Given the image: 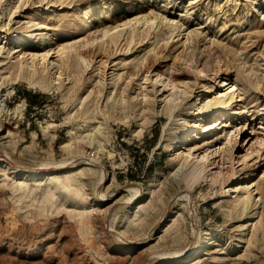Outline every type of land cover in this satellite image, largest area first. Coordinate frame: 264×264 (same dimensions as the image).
I'll return each mask as SVG.
<instances>
[{"label": "rangeland", "instance_id": "1", "mask_svg": "<svg viewBox=\"0 0 264 264\" xmlns=\"http://www.w3.org/2000/svg\"><path fill=\"white\" fill-rule=\"evenodd\" d=\"M62 1L0 0V264H173L203 240L187 264H264V0ZM132 18L138 40L129 23L106 45L102 33ZM45 31L84 58L54 53L63 75L42 81L29 56ZM157 71L193 89L171 112L151 101ZM224 81L239 100L198 110ZM188 141L213 168L177 157L171 144ZM251 178L254 199L238 203L231 187Z\"/></svg>", "mask_w": 264, "mask_h": 264}, {"label": "bare ground", "instance_id": "2", "mask_svg": "<svg viewBox=\"0 0 264 264\" xmlns=\"http://www.w3.org/2000/svg\"><path fill=\"white\" fill-rule=\"evenodd\" d=\"M47 2H48V0H47ZM49 3V2H48ZM47 3V4H48ZM50 3H51V1H50ZM64 4L65 3V0L64 1H62L60 4ZM68 4V3H67ZM65 6V5H64ZM142 19H144L145 20V18H142ZM141 19V20H142ZM140 21V19H138V18H132V19H129V21L127 20L126 22L125 21H123V23L122 24H119V25H121L120 26V28H117V29H115V30H113V31H109V30H105L103 33H102V36H101V38H105V36H106V38H108L109 37V39H110V41H108L107 39L105 40V39H103L104 41H106V45L108 44L109 45V43L110 44H113L114 46H116L118 43V40H119V38L121 37V36H123V34L122 33H124V32H122L123 30H125V28L128 26V24H129V27H127V28H129L130 29V32H131V38L133 39V38H135V36H137V33L139 32V30L141 29L140 28V26H141V24H139L138 26H137V24H138V22ZM143 21V20H142ZM153 20H149L148 19V21H144V23L145 22H147L148 23V25L152 22ZM132 22V23H131ZM154 22V21H153ZM153 22L151 23V24H153ZM137 23V24H136ZM147 23H145V24H147ZM150 24V25H151ZM134 25V26H133ZM147 25V26H148ZM149 25V26H150ZM42 25L41 24H38L37 25V30H40ZM43 27V26H42ZM117 27H119V26H117ZM128 30V29H127ZM145 29H143L142 31H144ZM128 33V32H127ZM143 33V32H142ZM139 34V33H138ZM127 36H128V34H127ZM123 37H125V36H123ZM138 37V36H137ZM96 38H98V37H96ZM127 38V37H126ZM139 38H140V36H139ZM124 39V38H123ZM137 38H135V41H137L136 40ZM131 41L132 40H130V43H129V45L131 44ZM122 42V41H121ZM120 42V43H121ZM129 41H127V43H128ZM33 43H35L34 45H38V48L35 50V52H33V53H31V52H29V54H30V56H29V58L31 59V65H30V71L32 72V75H36V73H37V71H36V60H37V62L38 63H40L41 65L40 66H42V69H41V74L38 76V78L40 79V80H42V81H45L46 79H47V77H49L50 76V74H52V72L53 73H56L57 74V77L59 78V77H61L62 75H63V72H62V66L61 65H57L58 63H56L57 61L56 60H54V58H52V56L54 55V53H57V56H60L61 57V59H65L66 58V60H68V58H69V53H70V50L73 48L74 49V51H77L78 52V54H79V56H81V57H83V53H84V51L81 49H79V48H75V46H76V44L74 45L72 42H67V44H65V45H63V44H59V45H57V46H55V47H52V45H51V34L49 33V32H47V31H45V32H41V33H37L36 34V36H35V39H33ZM50 43V44H49ZM102 43V42H101ZM105 43V42H104ZM103 43V44H104ZM123 46H125V43H123ZM110 47V46H109ZM33 48H34V46H33ZM35 49V48H34ZM109 49V48H108ZM39 50H41V51H39ZM65 50V51H64ZM111 50V49H110ZM112 51H113V49H112ZM108 52V51H107ZM24 54V53H23ZM22 54V55H23ZM28 55V54H27ZM19 56V55H18ZM162 56H164L161 52H157V56H156V59L157 60H159ZM23 56H20V57H17V61H18V64H19V67H23V65L24 64H27L28 62H26V61H24L23 60V58H22ZM84 58V57H83ZM152 57H150V59H151ZM161 60V59H160ZM159 60V61H160ZM104 61H106V60H104ZM161 62V61H160ZM151 65V64H150ZM149 71H151V70H149ZM149 71H146L145 69H144V72H147V73H145V75H144V79H149L150 77H148L149 75H148V72ZM125 73H127V76H132L133 74H134V72L132 71V70H126V72ZM55 74V75H56ZM177 78H175V77H171V76H165L163 73H161V72H156L155 73V78H154V81H153V83H151V87H152V94H153V96H152V98L151 97H149L148 99H147V97H146V95L144 96L145 97V99H144V101L147 103V104H143V106L142 107H145L144 109H147L146 108V106H148V104H150L151 103V101H152V103L154 104L155 102H156V99L158 100V98L160 97H163L164 98V100H165V105H166V109L167 110H170L169 109V106L171 105L172 107L173 106H177L178 105V102H180V101H183L184 99H186V97L187 96H189L188 95V93H192V87L189 85V83H186L185 81H184V83L182 82L181 83V80L179 81V82H177V80H176ZM179 80V79H178ZM235 84V83H234ZM234 84H229V83H226L225 81L221 84V87L222 88H224V89H222L221 88V90L218 92V93H216L212 98H210V101L209 102H206V103H208L207 104V106L203 109H198V110H202V111H211L213 114L215 113H219L220 111H223V114H224V110L227 108V107H229V106H231L232 105V103L234 102V101H237V100H239L237 97L239 96V94L238 93H236L235 94V92L237 91V89L238 88H236V86H234ZM205 88L208 90V89H210L211 87H209V85H206L205 86ZM171 90V92L169 93V95H166V92L167 91H170ZM151 94V93H150ZM176 94H179V98H181L182 100H180L178 97H176L175 95ZM182 95H184L183 97H182ZM150 96V95H149ZM178 96V95H177ZM190 97V96H189ZM188 97V98H189ZM150 98L152 99L151 101H150ZM162 98V99H163ZM179 99V101L177 102L176 100H178ZM237 99V100H236ZM143 101V102H144ZM159 101H162V100H160L159 99ZM177 102V103H176ZM141 103V102H140ZM180 103H182V102H180ZM180 105V104H179ZM178 105V106H179ZM171 106H170V108H171ZM204 107V106H203ZM173 111V110H172ZM170 112H171V110H170ZM170 114V113H169ZM221 115V114H220ZM220 115L218 116V119H220ZM1 123V122H0ZM220 123H218V125H219ZM1 126V125H0ZM1 128V127H0ZM221 130H222V128L220 129V132H221ZM220 132H218V133H216L215 134V137L216 138H218V137H220L219 135H220ZM237 137V136H236ZM236 140H237V138H236ZM209 141L207 140V141H205V143L203 142V144L204 145H206L207 143H208ZM231 142V141H230ZM236 143V142H235ZM224 145V144H223ZM230 145V144H229ZM237 145V144H236ZM231 147V146H230ZM201 148H203V146L202 147H200V146H197V145H194L193 147L192 146H190V143H189V141L187 142V144L185 145V146H183V145H181L179 142L178 143H173V144H171V149H173V151H174V153L175 152H177L178 153V158L180 159V160H183V162L184 163H192L193 164V166L195 165V167L196 166H198V164H200L199 166L200 167H202V166H204L203 167V169H204V171L207 169H211V168H213V167H211V168H209V166H211L213 163H214V161H212V160H210V159H208V158H210L209 156H205L204 154L202 155V157H201V160H196L195 159V157H194V153L195 152H198ZM227 147H225V146H222V145H219L218 146V155L217 156H215V157H219V156H221V158H219V159H221V160H223V162H224V159H225V157L226 156H224V153L226 154V149ZM1 150V149H0ZM231 150V149H230ZM229 150V151H230ZM3 151V150H2ZM1 153V152H0ZM3 153V152H2ZM5 153V152H4ZM3 153V154H4ZM215 153V152H214ZM2 154V155H3ZM7 154V153H6ZM6 154L4 155L5 157H6ZM217 154V153H216ZM230 154L232 155V153H231V151H230ZM3 156V157H4ZM227 156H228V153H227ZM8 157V156H7ZM229 157V156H228ZM8 159V158H7ZM6 159V160H7ZM83 160V159H82ZM81 160V161H82ZM84 161V160H83ZM212 161V162H211ZM220 161V160H219ZM227 161V160H226ZM216 162V161H215ZM85 163V162H84ZM9 164V163H8ZM57 165V164H56ZM42 166V165H41ZM40 166V167H41ZM50 166V165H49ZM53 166V165H52ZM10 167H11V165H10ZM43 168L44 167H47V166H42ZM215 167V166H214ZM49 168V167H48ZM8 169V168H7ZM13 169H15V168H13ZM17 169V168H16ZM46 169V168H45ZM202 169V170H203ZM47 170V169H46ZM49 170V169H48ZM11 171V170H10ZM11 172H16V170H12ZM35 172V171H34ZM51 171L49 170V171H47V172H44V171H38V172H35V173H30V174H28V175H26L25 176V178H28V177H35V176H38V175H40V174H42V173H50ZM103 172V171H102ZM101 172V173H102ZM19 174V173H18ZM24 175V174H23ZM102 176H101V178L99 179L100 180V182H99V180H98V182H99V184L101 183V181L102 180H105V174H101ZM252 175V173L251 172H249L248 174H247V176H251ZM35 179V178H34ZM253 179L254 178H251L249 181H247V184H245V185H243V187H239L237 184L236 185H234L233 187H231V193H234V192H238V194L236 195V201H238V203H245L246 201L247 202H250L251 201V198L252 199H254V197H255V195H256V193L257 192H254V190H256L257 189V186H256V182L254 183L253 182ZM103 183V182H102ZM98 187H99V185H97ZM131 186V185H130ZM132 187V186H131ZM191 187V186H190ZM127 189H129L128 187H127ZM132 189H136V187L134 188V187H132ZM138 189V188H137ZM230 190V188L227 190V191H229ZM114 191H116V190H114ZM129 191H133V190H129ZM137 191V190H136ZM138 191H139V189H138ZM186 191V190H185ZM242 191V192H241ZM107 192V191H106ZM109 192V191H108ZM135 192V191H134ZM140 192V191H139ZM177 192H179V191H177ZM240 192L241 193H244L245 195H242L241 196V194H240ZM109 193H111V192H109ZM183 193V192H182ZM187 193V192H186ZM99 194V193H98ZM104 195H105V193H103ZM189 194V193H188ZM188 194H187V196H188ZM240 194V195H239ZM103 195V196H104ZM107 195V194H106ZM134 195H138L139 196V194H134ZM183 195V194H182ZM182 195H181V197H182ZM132 196V195H131ZM138 196H136V197H138ZM187 196H185V197H187ZM99 196H97V198H98ZM102 197V196H101ZM183 197H184V195H183ZM134 198V197H133ZM188 198V197H187ZM104 199H105V197H104ZM110 199V198H109ZM136 199V198H135ZM182 199V198H181ZM259 199V198H258ZM97 200V199H96ZM99 200H101L100 198H99ZM106 200V199H105ZM131 200H132V198H131ZM131 200H129L130 202H131ZM177 200V199H176ZM175 200V201H176ZM189 200V199H188ZM235 200V199H234ZM98 201V200H97ZM102 201H103V198H102ZM190 201V200H189ZM135 202V201H134ZM105 203V202H104ZM171 203V202H170ZM188 204H189V202H188ZM245 205V204H244ZM172 208V207H171ZM191 207H189V209H190ZM167 210L168 209H166V210H164V212L162 213L163 214V217H164V219H166V217H165V213L167 212ZM191 211V210H190ZM170 212H172V210L170 211ZM171 214V213H170ZM188 214H189V212H188ZM169 215V214H168ZM161 217H162V215H161ZM162 220V219H161ZM161 220L159 219L158 221H156V223L155 224H153L152 225V227H151V230H157L158 229V226H160V222H161ZM163 221V220H162ZM191 221H192V219H191ZM194 225V224H193ZM150 229V228H149ZM194 229V228H193ZM149 231V230H148ZM153 232V231H152ZM194 232V231H193ZM151 234V233H150ZM205 234L206 235H208V233L207 232H205ZM152 235V234H151ZM193 235V234H192ZM147 236H145V238H146ZM148 239V238H147ZM146 239V240H147ZM193 239V238H192ZM143 240V239H142ZM193 241V240H192ZM195 241V240H194ZM193 241V242H194ZM137 243V242H136ZM192 244V243H191ZM210 244V242H208V241H205V240H203V241H201V243L198 245V247L197 248H194V249H192V250H189L188 252H186L185 250V254H183L184 256H182L181 258H179V259H176V260H174L172 263L173 264H187L192 258H198V257H200V256H202L203 255V253L206 251V249H207V247H208V245ZM195 245V244H194ZM192 246H193V244H192ZM189 248V247H188ZM191 248V247H190ZM183 251V252H184ZM179 254H180V252H178ZM178 253H176L177 255H178ZM163 254V253H162ZM171 254V253H170ZM173 254V253H172ZM182 254V253H181ZM164 255H165V253H164ZM168 254H166V256H167ZM160 256H161V254L159 255V257L158 258H160ZM169 257V256H168ZM171 257V256H170ZM177 257V256H176ZM168 259V258H167ZM152 260V259H151ZM160 260V259H159ZM163 260H164V258H163ZM155 261V260H154ZM154 261H152V262H154ZM161 261V260H160ZM166 261V260H165ZM192 261V260H191ZM147 262V261H146ZM146 262H145V264H146ZM170 262H171V260H170ZM148 263V262H147ZM169 263V262H168Z\"/></svg>", "mask_w": 264, "mask_h": 264}, {"label": "water", "instance_id": "3", "mask_svg": "<svg viewBox=\"0 0 264 264\" xmlns=\"http://www.w3.org/2000/svg\"><path fill=\"white\" fill-rule=\"evenodd\" d=\"M128 206L127 201L122 204L123 208H126Z\"/></svg>", "mask_w": 264, "mask_h": 264}]
</instances>
